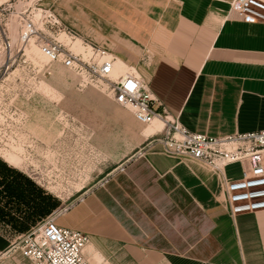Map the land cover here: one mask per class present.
<instances>
[{"label":"crops","instance_id":"0c3cea01","mask_svg":"<svg viewBox=\"0 0 264 264\" xmlns=\"http://www.w3.org/2000/svg\"><path fill=\"white\" fill-rule=\"evenodd\" d=\"M46 1L75 40L115 58V78L134 72L155 107L189 131H264V24L241 20L233 0ZM96 110L108 114V106ZM129 120L112 123L111 139L107 121L86 122L95 151L122 154L107 158L75 200L54 198L46 210L44 190L27 184L18 198L26 213L0 205L11 213L0 216V264H32L14 243L50 215L89 236L90 264H264V211L233 217L228 208L225 181L239 179L242 166L220 174L168 155L162 123L142 125L131 112ZM53 147L61 151L60 139Z\"/></svg>","mask_w":264,"mask_h":264},{"label":"rangeland","instance_id":"374dc122","mask_svg":"<svg viewBox=\"0 0 264 264\" xmlns=\"http://www.w3.org/2000/svg\"><path fill=\"white\" fill-rule=\"evenodd\" d=\"M13 3L17 11L36 8L53 14L46 0ZM12 12L2 23L16 60L8 71L2 68L8 57L5 38L0 41V205L12 203L7 210L18 217L26 213L18 198L27 184L44 190L46 210L54 198L71 202L80 196L76 191L90 184L107 158L122 154L111 147L109 153L95 151L88 140L96 131L85 129L86 122L107 121L111 139L112 123L118 118L130 121V112L114 102L111 89L101 81H87L61 65L49 64L33 44L25 47L26 37ZM60 38L65 44L71 41L77 54L84 53L81 41L66 33ZM112 79L116 81L114 75ZM97 106H108V114L101 115ZM55 139H60L61 151L53 147ZM5 158H12L16 166ZM9 194L17 199L9 200ZM7 210L0 206L2 219L5 213L11 216Z\"/></svg>","mask_w":264,"mask_h":264},{"label":"built area","instance_id":"2783aa9c","mask_svg":"<svg viewBox=\"0 0 264 264\" xmlns=\"http://www.w3.org/2000/svg\"><path fill=\"white\" fill-rule=\"evenodd\" d=\"M13 1L0 3V25L14 14L26 39L25 47L33 44L42 57L52 65H61L87 81H101L111 89L114 102L129 110L142 125L162 123V142L168 155L186 157L201 162L220 174L234 164L242 166L239 179L225 181L228 208L235 217L240 214L264 211V131L237 134L225 138H210L189 131L178 118L156 107L151 90L134 72L112 79L116 60L106 51L85 46L77 54L71 44H65L60 35L74 39L50 12L41 9L17 11ZM232 12L241 20L264 24V0H234ZM8 55L3 69L8 71L15 63L13 42L8 29L0 26ZM83 201V199H81ZM57 215H50L14 243V249L32 264H90L84 252L90 243L88 235L60 227Z\"/></svg>","mask_w":264,"mask_h":264},{"label":"bare ground","instance_id":"6f19581e","mask_svg":"<svg viewBox=\"0 0 264 264\" xmlns=\"http://www.w3.org/2000/svg\"><path fill=\"white\" fill-rule=\"evenodd\" d=\"M0 3H2V2H0ZM77 42H78V40H77ZM75 46H76V44H75ZM115 69H116V66H115ZM115 72V71H114ZM126 73H128V71L126 72ZM126 73L124 74V75H126ZM113 75H114V73H113ZM123 76V75H122ZM119 78V77H118ZM118 78H116V80L118 79ZM156 122H158V121H156ZM156 122H154V123H156Z\"/></svg>","mask_w":264,"mask_h":264}]
</instances>
